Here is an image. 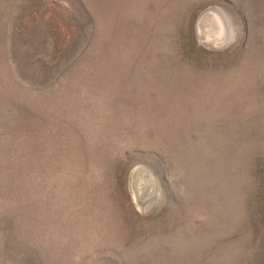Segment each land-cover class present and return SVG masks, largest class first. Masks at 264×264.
Wrapping results in <instances>:
<instances>
[{
	"label": "rangeland",
	"instance_id": "374dc122",
	"mask_svg": "<svg viewBox=\"0 0 264 264\" xmlns=\"http://www.w3.org/2000/svg\"><path fill=\"white\" fill-rule=\"evenodd\" d=\"M0 264H264V0H0Z\"/></svg>",
	"mask_w": 264,
	"mask_h": 264
},
{
	"label": "bare ground",
	"instance_id": "6f19581e",
	"mask_svg": "<svg viewBox=\"0 0 264 264\" xmlns=\"http://www.w3.org/2000/svg\"><path fill=\"white\" fill-rule=\"evenodd\" d=\"M219 16V15H218ZM221 19V18H220ZM177 210V209H176ZM164 250V249H163Z\"/></svg>",
	"mask_w": 264,
	"mask_h": 264
}]
</instances>
